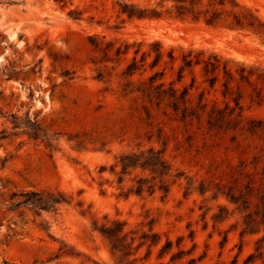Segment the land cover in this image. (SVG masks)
<instances>
[{
  "label": "rangeland",
  "instance_id": "obj_1",
  "mask_svg": "<svg viewBox=\"0 0 264 264\" xmlns=\"http://www.w3.org/2000/svg\"><path fill=\"white\" fill-rule=\"evenodd\" d=\"M237 1L264 22V0ZM118 9L117 0H0V134L6 131L0 141V264H116L108 243L92 231L93 221L109 216L127 221L128 230L148 232L147 215L156 221L154 232L162 242L146 259L147 247L142 248L139 264H264V230L242 236L246 214L225 196L212 199L219 189L242 194L254 205L264 198V131H210L205 119L184 123L165 106L123 92L130 80L137 84L163 71L167 87L190 89L196 103L206 85L200 66L179 80L184 53L204 51L264 67V39L191 20L130 21ZM95 36L134 47L126 56L113 52L105 61L91 45ZM156 41L163 46L160 65L152 71L149 57L140 72L126 78L123 72L135 52L140 50V60ZM171 49L174 63L168 57ZM252 81L241 87V126L264 122V80ZM221 88L207 90L205 98L224 108ZM12 116L37 122L52 148L14 129ZM164 143L173 168L210 191L186 197L183 180L165 198L161 192L120 197L122 189L111 172L116 157L139 146L162 149ZM31 191H60L68 204L40 215L29 208L10 209L15 193ZM219 207L231 214L223 222L213 219ZM167 238L173 250L159 259ZM180 238L185 255L171 262Z\"/></svg>",
  "mask_w": 264,
  "mask_h": 264
},
{
  "label": "trees",
  "instance_id": "obj_2",
  "mask_svg": "<svg viewBox=\"0 0 264 264\" xmlns=\"http://www.w3.org/2000/svg\"><path fill=\"white\" fill-rule=\"evenodd\" d=\"M58 3H65L66 0H54ZM147 4L143 5L140 2ZM119 7V16H125L128 20H161L165 18L175 20H191L193 22H204L207 26L218 28L226 27L234 31H248L264 39V22L251 9L241 6L237 0H117ZM74 12H71L72 16ZM74 19L78 20V16ZM106 37L95 36L91 38V45L102 54L103 60L109 61L111 53L117 58L126 56L130 49L134 47L127 42L113 40L106 42ZM140 50L135 52V56L127 66L123 75L126 78H132L145 67V61L153 57L149 68L154 71L164 58L163 46L161 42L156 41L150 44V51L143 53L140 60L138 55ZM171 63L176 61L174 49L168 52ZM183 64L179 67V80L183 78L186 70H193L200 66L204 77L206 88L199 94V99L195 103L190 97V89L183 91L176 90L172 84L170 87L162 82L163 71H156L146 80H139L137 84L131 80L126 84L123 90L125 95L136 94L151 106L161 108L165 106L173 112L184 123H193L194 120L201 122L205 119L210 131L220 132L228 129H240L249 133L264 131V122L251 120L247 126H241L243 106L241 104L242 84L252 85V79L264 80V67L261 65H246L244 63H235L223 59L215 53L206 56L204 51L195 52L189 50L182 55ZM234 65V66H232ZM236 87H233V84ZM218 84H221V95L224 99V108H221L217 102L210 104L206 97V92L214 90ZM194 87V84L192 88ZM231 103L234 106H231ZM147 115L150 111L146 108ZM0 108V116H3ZM13 128L23 129V134L31 140H42L48 147L52 148V139L49 138L42 127L29 119L20 122L18 117L12 116ZM235 126H232L234 125ZM241 126V127H240ZM233 127V128H232ZM153 136H149L151 140ZM6 139V131L1 132L0 141ZM166 146L156 149L155 147L130 150L116 157L115 164L111 167V172L117 177V183L121 187L120 197L129 199L131 196L143 198L144 196H153L157 192L163 194V198L170 193L172 186L182 182L186 183L185 196L198 192L204 196L210 188L201 182L196 185V181L185 176L184 172L175 170L166 157ZM106 169L102 168L104 172ZM252 192V191H250ZM225 196L230 203L237 206L236 211L245 213L244 227L241 235L260 233L264 230V198L259 204L243 195L236 196L232 190L225 192L217 190L212 196L217 200L219 196ZM253 197V194H249ZM68 204L66 197L60 191H31L15 193L11 197V207L13 211L21 208H29L36 214L42 212H57L61 205ZM261 205V208H260ZM257 209L251 211L252 207ZM220 213L213 219L215 222H223L230 217V212L226 207H219ZM156 221L147 215L146 225L149 231L140 229L128 230L127 221L120 219H111L105 216L102 221L95 219L92 223V231L99 233L108 243L112 254L115 257L116 264H139L140 261L149 258L152 250L161 245L162 236L154 232ZM183 239L178 240L179 252L172 254L171 262L180 260L185 252L180 246ZM264 241V238L260 242ZM147 247V255L144 259L137 257L139 251ZM174 243L167 238L166 242L159 250V259L171 254ZM194 260H191L192 264Z\"/></svg>",
  "mask_w": 264,
  "mask_h": 264
}]
</instances>
